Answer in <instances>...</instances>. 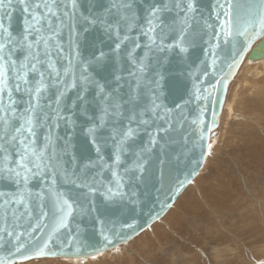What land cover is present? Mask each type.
<instances>
[{"label": "snow or ice", "instance_id": "obj_1", "mask_svg": "<svg viewBox=\"0 0 264 264\" xmlns=\"http://www.w3.org/2000/svg\"><path fill=\"white\" fill-rule=\"evenodd\" d=\"M134 2L108 0L83 15L79 0H0V181L12 185L0 189V241L11 238L12 255L29 259L23 255L29 246L47 254L68 226L76 202L62 183L90 193L101 188L108 200L135 195L128 186L143 177L161 135L171 130L158 102L162 53H186L200 41L214 71L218 64L238 66L258 40L254 56H264V0H215L208 17L197 16L196 0H144L143 17ZM17 11L18 32L11 24ZM93 28L111 43L85 56L82 36ZM108 64L111 79L99 71ZM77 129L95 152L83 165L70 151ZM188 179L176 177V186Z\"/></svg>", "mask_w": 264, "mask_h": 264}, {"label": "water", "instance_id": "obj_2", "mask_svg": "<svg viewBox=\"0 0 264 264\" xmlns=\"http://www.w3.org/2000/svg\"><path fill=\"white\" fill-rule=\"evenodd\" d=\"M107 2L108 0H79L78 10L83 15L94 14ZM214 4L215 0H196L199 10L197 16L211 15ZM148 6L144 0H135L133 10L143 17ZM11 24L14 31L21 30L23 17L19 11L13 15ZM110 43L102 31L93 28L82 36V51L85 56L97 48L107 51ZM259 43V40L254 42L243 60L231 70L218 64L214 71L210 66V59L206 60L205 46L200 41H196L186 53H162L158 102L168 110L171 130L161 135L160 144L153 152L143 177L128 186L127 190L135 195L131 199L108 200L102 194L101 188L90 193L86 187L79 188L71 183H62L61 189L76 202L75 210L67 221L68 226L55 234L45 249L47 254L37 256L35 246H29L23 255L29 256V259L91 257L126 243L161 219L200 172L210 150L209 140L215 134L219 123L229 83L245 58L257 60L262 57L254 56ZM112 70V65L108 64L99 71L102 76L111 79ZM205 72L208 73L207 76L204 75ZM194 84L200 87L199 100L196 99ZM78 123L83 127L86 124L85 118L81 117ZM72 145L70 151L80 165L86 164L90 158H95L94 149L88 145L86 135L79 129L73 137ZM193 168L195 174H192ZM185 175H188V181L182 186H176L175 178H183ZM98 185L99 181L97 187ZM11 187L6 180L0 181V189L7 190ZM31 187L38 190L39 185L33 182ZM48 223L51 224L50 219ZM127 225L132 227H126ZM3 226L0 222V227ZM113 226L118 235L111 231ZM104 235L113 243L108 244ZM47 236L48 230H45L41 239H46ZM6 241H0V261H3V264L29 260L22 259L21 254L12 255L15 250L11 238L6 237Z\"/></svg>", "mask_w": 264, "mask_h": 264}, {"label": "rangeland", "instance_id": "obj_3", "mask_svg": "<svg viewBox=\"0 0 264 264\" xmlns=\"http://www.w3.org/2000/svg\"><path fill=\"white\" fill-rule=\"evenodd\" d=\"M261 61L244 65L242 62L229 83L227 106L219 115L217 133L200 172L167 213L151 224V229H144L126 243L91 257L33 258L14 264H215L212 246L225 232L235 256L241 250L251 256L256 249L245 246L248 233L238 237L234 229L243 225L244 216L246 221L255 220L258 226L264 223V61ZM190 193L195 200L184 205ZM219 197L228 201L222 211L220 206L213 205ZM216 215L220 221L213 239L205 229L199 230L203 218L211 220ZM176 218L178 227H172L170 223ZM195 234L197 240L191 242L189 239ZM256 244L263 259L254 262L249 257L244 264H264V235ZM165 251H170L174 261Z\"/></svg>", "mask_w": 264, "mask_h": 264}, {"label": "bare ground", "instance_id": "obj_4", "mask_svg": "<svg viewBox=\"0 0 264 264\" xmlns=\"http://www.w3.org/2000/svg\"><path fill=\"white\" fill-rule=\"evenodd\" d=\"M261 60L264 61V56H262L261 58H259L257 60L256 59L255 60H251V59L245 58L244 61H243L244 62L243 65L246 64V63H250V62H254V64H255L256 61H257V63H262ZM226 106H227V102L225 101L224 104H223V108L225 109ZM215 133H217L216 130H215ZM214 137H215V134L209 140L210 145H211V140H213ZM219 198L220 199L217 200V201H215L213 205L214 206H216V205L217 206H220V210L222 211L224 205H227L228 204V201H227V198H223V197H219ZM194 200H195V197H193V195L191 194V196L184 203V205L185 204H191V203H193ZM215 219H216V221H215ZM215 219H211L210 220V219L203 218V220H202V223L203 224L201 226V229L199 230V231L202 232V230L205 229L207 236L208 237L213 236V239H215L216 230H217V227L219 225V221H220L219 215H216L215 216ZM178 222H179L178 221V218H176V219L172 220V222L170 224H171L172 227H178ZM251 222H253V223H251ZM242 223H243V225H240L239 228L234 229V234L237 235L238 237H242L245 232L248 233V236L246 237V239H248V240L244 241L245 246H247V248L256 249V250H253L254 253L251 256H249V254L245 250H241L238 253V255L235 256L234 253H233V251H232L233 248L231 247V244L229 242L230 241V238L227 235L228 232L227 233L225 232L224 235L220 236L218 239H215V242H214L215 244H214V246H212V249L214 250V259L213 260L215 261V264H227L232 259H234V258L236 259L238 257H242V258L239 259V260H235V262L233 264H244L245 260H247L249 257H251V259L254 262H261V260L263 259V255L257 250L258 249L257 248L258 245L256 243H258L259 241H261L263 239V235H264V223H263L262 226H258L256 224L255 220H251L250 219V220L246 221V216L243 217ZM149 229H151V226L149 227ZM155 230L157 231L156 228H155ZM191 230H193V228L190 229V231ZM235 235H232V236L235 237V238H237V236H235ZM189 240L191 242H193V241L195 242L197 240L196 234H195L194 238H190ZM176 241H178V240L176 239ZM210 243H212V242H210ZM117 252L118 251L116 250V252H114V253L117 254ZM164 254L167 257H169V259L171 261H174V259L172 257V254L170 253V251H165ZM44 258H48V257H44ZM49 258H54V257H49ZM59 258H63V257H59ZM68 259H75V258H68ZM15 262H17V261H15Z\"/></svg>", "mask_w": 264, "mask_h": 264}]
</instances>
